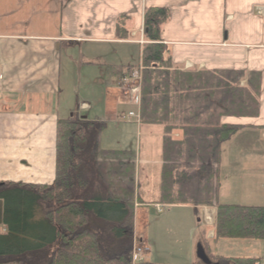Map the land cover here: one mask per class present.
Here are the masks:
<instances>
[{
	"label": "crops",
	"instance_id": "0c3cea01",
	"mask_svg": "<svg viewBox=\"0 0 264 264\" xmlns=\"http://www.w3.org/2000/svg\"><path fill=\"white\" fill-rule=\"evenodd\" d=\"M148 8L169 12L160 39L175 70L260 76L257 117L220 119V125L240 129L222 144L212 170L216 203L264 207V0H0V185L54 184L58 121L75 116L103 126L112 123L128 141L134 133L145 141L131 161L133 227L136 231L140 221V242L149 250L144 264L157 259L155 248L160 242L178 254L183 243L179 235L187 229L189 241L201 244L212 261L240 258L264 264V240H214V207L161 202L162 173L173 164L165 157L164 139L179 142L184 135L179 129L167 133L162 125L127 118L135 108L117 88L120 75L115 72L131 65L103 62L104 58L130 60L137 53L139 65L143 12ZM121 19L118 33L116 23ZM87 44L100 51H93L94 61L82 64L81 50ZM84 69H92L85 84L89 91L98 89L99 99L74 107L73 97L65 95L76 88ZM101 103V117L89 119L82 114L90 112L91 104ZM99 141L98 135V146ZM119 148L108 151L132 153L129 146ZM140 166H144L141 192ZM156 205L167 213H158ZM183 209L186 216L179 215ZM5 233L0 226V234Z\"/></svg>",
	"mask_w": 264,
	"mask_h": 264
},
{
	"label": "trees",
	"instance_id": "16d2710c",
	"mask_svg": "<svg viewBox=\"0 0 264 264\" xmlns=\"http://www.w3.org/2000/svg\"><path fill=\"white\" fill-rule=\"evenodd\" d=\"M168 20L164 8L143 12L140 121L184 135L179 142L164 139L165 157L173 164L162 173L161 202L214 207V240H264V207L216 203L212 170L222 144L240 129L220 125V119L257 117L260 76L175 70L160 39ZM122 22L116 23L118 33ZM102 128L75 116L58 121L54 184L0 185V226L6 228L0 264H131L134 156L100 151ZM108 155L120 159L99 160ZM214 263L258 264L220 257Z\"/></svg>",
	"mask_w": 264,
	"mask_h": 264
},
{
	"label": "rangeland",
	"instance_id": "374dc122",
	"mask_svg": "<svg viewBox=\"0 0 264 264\" xmlns=\"http://www.w3.org/2000/svg\"><path fill=\"white\" fill-rule=\"evenodd\" d=\"M92 46L93 44H87L86 49L81 50V55H80V61L83 64L85 61H94L96 59V52L93 51H100L99 49H93ZM104 51V50H103ZM104 53V52H103ZM102 60V59H101ZM105 61H108L107 64H110L113 62L114 65H123V64H128L131 66L137 65L138 61V55L137 53L130 58V60H125L122 58H114L112 60H109L108 58H104V63ZM111 61V62H110ZM93 74L92 69H89V71H86L85 69L82 70L81 74L79 75L78 78V83L77 86L74 90L69 91L66 97H73V102L72 105L74 107L78 104H80L81 101L87 100L89 103H91L92 100L95 102L98 101V89H95L93 91H89L87 85L85 84V79H89V77ZM76 79V77H75ZM92 79V78H91ZM130 92H127L128 96V103L129 106H133L131 101H130ZM91 99V101L89 100ZM91 110L89 111H83L82 114L88 116L89 119H93L95 117H101V111L102 110V103L93 105L91 104ZM104 128L101 129L99 136H100V141H99V149L102 151H108V150H117L121 149L119 147H122L123 145L129 146L130 150L132 151V154L138 152V147L140 146L141 151L145 147V141L144 138L140 137L138 138L136 136V133L132 134L131 138L125 139L123 132H121V128L114 127L112 123H105ZM112 158L120 159L117 158L116 156H105V157H99V160H102L106 162L107 164L112 163L114 160ZM144 166H140L139 170V175H138V180L140 182V192L142 191L143 188V183L141 178L143 177V170ZM152 189V187H151ZM264 204V202H261V205ZM151 210V209H150ZM183 209L179 215L180 216H186V212ZM165 214L167 213V209L163 210ZM193 223V222H192ZM137 230L135 231V238L137 241H139L140 235L142 233V225L139 222H137ZM188 232L189 229L184 230L182 233H180L179 237H181V241L183 242L178 248H182L181 251L176 254L175 252L171 250V248L168 247L167 243L165 242H160V246L155 248L157 255V259L153 262V264H203L196 258V248L197 245L195 242L189 241L188 238ZM162 243V244H161ZM141 248H144L143 246ZM145 256V255H144ZM176 257V258H175ZM209 259H211L209 257ZM134 264H144V262H137ZM150 264H152L150 262Z\"/></svg>",
	"mask_w": 264,
	"mask_h": 264
},
{
	"label": "built area",
	"instance_id": "2783aa9c",
	"mask_svg": "<svg viewBox=\"0 0 264 264\" xmlns=\"http://www.w3.org/2000/svg\"><path fill=\"white\" fill-rule=\"evenodd\" d=\"M2 79L1 73H0V81ZM137 81H138V74L136 72L132 73L131 76L128 78H125L121 86L126 87L130 90V92L134 95V103L138 104V96H139V89L137 88ZM143 250L141 248H134L132 251V261L137 262L142 259Z\"/></svg>",
	"mask_w": 264,
	"mask_h": 264
},
{
	"label": "water",
	"instance_id": "95a60500",
	"mask_svg": "<svg viewBox=\"0 0 264 264\" xmlns=\"http://www.w3.org/2000/svg\"><path fill=\"white\" fill-rule=\"evenodd\" d=\"M196 258L200 260V262H202L203 264H212L207 258L202 246L199 244L197 245L196 248Z\"/></svg>",
	"mask_w": 264,
	"mask_h": 264
}]
</instances>
